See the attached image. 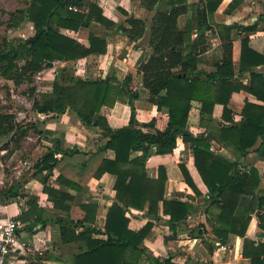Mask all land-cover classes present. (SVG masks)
Wrapping results in <instances>:
<instances>
[{
	"label": "trees",
	"instance_id": "obj_1",
	"mask_svg": "<svg viewBox=\"0 0 264 264\" xmlns=\"http://www.w3.org/2000/svg\"><path fill=\"white\" fill-rule=\"evenodd\" d=\"M241 1L233 0L227 11L234 10ZM141 2L155 12L148 37L152 53L138 67L142 86L158 107V113L149 122H140L136 116L134 100L139 94L128 88L127 83L113 77L84 79L65 66L56 70L52 91L37 93L35 86L29 89L33 95V111L53 114L52 119L55 114L75 111L85 127L94 128L105 138L99 150L114 151V158H104L95 173L98 177L104 173L116 177L115 199L108 209L104 229L94 226L96 204L82 205L85 217L75 221L70 216L69 204L73 196L48 184L59 155L78 152L76 148L64 147V141L59 138H54L55 148L49 149L34 163L31 175L43 184V192L52 201L54 213L46 217L48 210L39 205L37 195L25 193V182L21 181L0 189V203L25 198V210L18 218L29 232L35 233L50 221L59 224L60 243L74 245L75 250L68 255L69 264H138L144 254L156 264H176L172 256L162 260L154 257L145 247L144 240L153 228L152 220L159 219L161 213L169 216L168 225L175 231L192 207L186 202L166 199L165 168L160 166L158 176L150 178L146 166L153 154L172 153L181 138L193 151L194 164L207 186L210 204L219 210L214 217L216 227L213 229L218 241L236 234L244 240L243 256L250 258L251 264H264V242L246 236L254 214L257 216V230L264 234V187L261 193L259 190L264 186V173L261 175L254 166L239 167L236 161L226 160L212 151L213 145L214 148L230 147L239 159L257 146L255 151L264 158V73L259 71L264 65V54L254 50L249 39L244 38L237 73L233 60L234 30L253 31L255 27L211 22L210 18L222 0ZM120 10L127 16L125 23L108 18L92 0H26L25 7L10 14L8 23L18 28L22 23L30 22L34 33L27 39L15 38L0 43V75L15 86L33 84L36 76L52 68L56 61H75L107 51L106 39L95 32L90 33L86 47L63 34L62 28L77 31L80 27H104L123 31L131 41L144 36L147 20ZM183 15H187V21L185 27L180 28L179 18ZM215 30L222 42V60L215 65L214 71L207 72L199 69L198 56L208 50V33ZM246 74H249L247 84L242 80ZM3 87L8 89L6 85ZM242 90L255 96L258 102L246 100L241 120L236 122L229 103L232 95ZM118 100L128 102L131 115L128 124L114 129L102 114V108L112 106ZM193 101L201 104L200 126L204 133L198 135L191 133L187 124ZM1 104L0 99L1 159H9L20 150L30 131L39 135L50 133L42 130L41 121H18L16 113ZM217 104L223 105L224 122L214 120ZM1 152L6 153L2 155ZM133 152L141 154L132 157ZM180 167L185 182L197 191L187 167L184 164ZM67 183L79 189L74 183ZM246 197L249 198L247 209L251 214L241 217L236 215V210L243 206ZM132 209L144 211L150 218L138 230L129 227L127 214ZM94 234L107 237L96 238ZM209 250L212 252L213 247L210 246ZM43 260L44 257L34 256L28 264H42Z\"/></svg>",
	"mask_w": 264,
	"mask_h": 264
},
{
	"label": "crops",
	"instance_id": "obj_2",
	"mask_svg": "<svg viewBox=\"0 0 264 264\" xmlns=\"http://www.w3.org/2000/svg\"><path fill=\"white\" fill-rule=\"evenodd\" d=\"M97 3L104 14L116 23H125L126 15L120 10H124L130 15H135L147 20V32L136 41H131L123 31H114L104 27H80L79 30L61 29L63 34L75 38L78 43L88 46L89 35L95 32L98 36L104 37L107 42V51L103 54H91L87 57L75 61H56L52 68L41 72L36 78L46 80L44 85H39V92L52 91V85L56 70L62 67L72 68L74 74L81 78L95 79L98 77H113L121 83H127V87L133 92H137L139 97L134 100L135 112L140 122H149L157 113L158 107L154 99L144 90L142 86V74L138 67L142 61L149 58L152 53L148 45L149 26L155 13L148 10L141 0H92ZM200 0H188L189 3H198ZM233 0H222L216 11L211 16V22L243 27H255L253 31L234 30L233 33V60L235 72H238L241 54V41L249 39V45L259 53L264 54V0H242L238 7L228 12V6ZM187 15L179 18V27L184 28ZM99 26L98 24H95ZM195 37V34H193ZM208 50L198 56V67L201 70L211 72L215 70V65L222 60V42L218 33L210 31L207 38ZM264 73V65L259 68ZM244 83L249 82V74L242 78ZM41 88V89H40ZM246 100L258 102L252 94L246 91L236 92L232 95L229 107L233 110L234 121L241 120V112ZM201 104L198 101L192 102V107L188 116V129L194 135L204 133V128L200 126ZM223 105L217 104L214 108L213 117L216 123L222 122ZM102 114L107 118L112 128H120L128 124L131 115V106L126 100H118L112 106H104ZM42 123V130L49 131V134H42L38 137L39 145L29 149L27 154L34 155V163L41 158L49 149L55 148L54 138L64 141V147L78 150L75 154L59 155V161L48 184L54 188L68 192L73 196L70 216L73 220H82L85 211L82 205L96 204L94 226L104 229L107 212L115 199L114 183L116 177L110 173H104L100 177L95 173L104 158L113 159V150L100 151L99 147L104 144L105 138L94 128L85 127L80 121L75 111H68L62 115L37 113ZM37 122V120H34ZM224 122V121H223ZM257 146L250 149L247 155L235 157L233 149L230 147L214 148L215 154L229 161H236L241 166H254L260 174L264 173V158H261L255 151ZM24 148L17 150L22 152ZM16 151V152H17ZM141 152H133L132 157L140 155ZM184 164L197 187V191L192 189L184 180L180 165ZM32 171L20 176V181L25 182L23 190L26 194L37 195L39 205L48 210L46 217L54 213L52 201L43 192V184L32 178ZM166 170V192L168 200H178L191 205L190 214L184 222L178 224L175 231L168 225V215L160 214L159 219H153L154 225L150 233L144 240V245L154 257L162 260L172 256V261L176 264H251L250 258L243 256L244 240L236 234H229L228 239L218 241L213 229L216 227L215 215L218 208L210 204L209 191L204 184L195 164L191 147L181 138H178L176 148L172 153L166 155L153 154L147 162V174L150 178L158 176L159 167ZM19 179V178H18ZM74 183L79 189L71 187L67 182ZM263 185L259 188L263 191ZM11 199L0 203V218L19 217L25 210V200ZM24 199V198H23ZM249 198L246 197L243 206L236 210V215L248 217L251 212L247 209ZM62 213V212H61ZM130 218L129 227L134 230L144 226L150 218L144 211L132 209L127 214ZM91 224V223H89ZM200 226V227H199ZM21 240L30 242L39 241L46 247L44 259L50 264H69L68 255L73 253L74 245H63L60 243L59 224L50 221L46 226L37 229L35 233L23 228L19 231ZM246 236L256 242H264V234L257 230V216L254 214L247 228ZM94 237L106 239L105 234H94ZM210 246L213 251L210 252ZM51 257V258H49ZM60 257L66 261L54 260ZM25 260H28L26 258ZM28 263H31L29 261ZM138 264H156L149 260L144 254Z\"/></svg>",
	"mask_w": 264,
	"mask_h": 264
},
{
	"label": "rangeland",
	"instance_id": "obj_3",
	"mask_svg": "<svg viewBox=\"0 0 264 264\" xmlns=\"http://www.w3.org/2000/svg\"><path fill=\"white\" fill-rule=\"evenodd\" d=\"M25 5L26 0H0V43H3L4 40L15 38L27 39L33 35V24L30 22L22 23L18 28H13V26L8 23L10 14L17 9L25 7ZM40 77L41 78H35L33 84L24 83L20 86H15L13 82L6 81L0 75V84L2 86V88H0L1 105L10 107L11 110L16 113L18 121L25 123L34 122V120L40 121L37 112L32 109L33 95L29 90L32 86L39 88V85H44L46 83V80L43 79L44 75L41 74ZM5 85L10 90L9 94L7 93L8 89L3 87ZM38 92L39 90H37V93ZM39 139L37 133L30 131L29 136L21 144V147L24 148L22 152H15L9 159L3 160L0 158V189L7 188L20 181L21 175L32 171L33 161L36 156L29 155L27 152L29 149L33 150L34 146L39 145ZM4 153L6 152H1L2 155ZM19 200L22 201L25 200V198ZM29 261H33V258L30 257L28 260H18L14 257L8 264H28Z\"/></svg>",
	"mask_w": 264,
	"mask_h": 264
},
{
	"label": "built area",
	"instance_id": "obj_4",
	"mask_svg": "<svg viewBox=\"0 0 264 264\" xmlns=\"http://www.w3.org/2000/svg\"><path fill=\"white\" fill-rule=\"evenodd\" d=\"M23 228L24 223L17 217L0 218V264H8L14 257H45L47 251L42 243L21 240L19 231ZM45 260L42 264H50Z\"/></svg>",
	"mask_w": 264,
	"mask_h": 264
}]
</instances>
